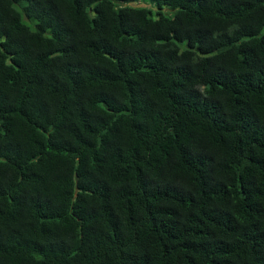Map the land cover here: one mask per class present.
<instances>
[{"label": "trees", "instance_id": "16d2710c", "mask_svg": "<svg viewBox=\"0 0 264 264\" xmlns=\"http://www.w3.org/2000/svg\"><path fill=\"white\" fill-rule=\"evenodd\" d=\"M0 264H264V0H0Z\"/></svg>", "mask_w": 264, "mask_h": 264}, {"label": "rangeland", "instance_id": "374dc122", "mask_svg": "<svg viewBox=\"0 0 264 264\" xmlns=\"http://www.w3.org/2000/svg\"><path fill=\"white\" fill-rule=\"evenodd\" d=\"M149 6L154 7V6H153L152 4H150V3H149ZM156 11H157V10H156ZM162 11H163L165 14H170V12H171V11H169L168 7H166V6L162 9ZM155 16H157V15L155 14Z\"/></svg>", "mask_w": 264, "mask_h": 264}]
</instances>
